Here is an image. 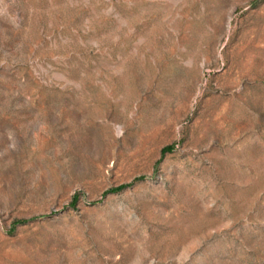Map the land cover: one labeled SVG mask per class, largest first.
Returning a JSON list of instances; mask_svg holds the SVG:
<instances>
[{
  "label": "rangeland",
  "instance_id": "obj_1",
  "mask_svg": "<svg viewBox=\"0 0 264 264\" xmlns=\"http://www.w3.org/2000/svg\"><path fill=\"white\" fill-rule=\"evenodd\" d=\"M0 264H264V0H0Z\"/></svg>",
  "mask_w": 264,
  "mask_h": 264
}]
</instances>
